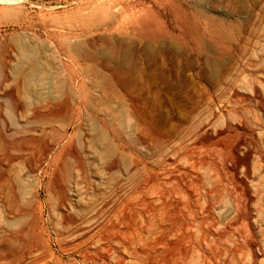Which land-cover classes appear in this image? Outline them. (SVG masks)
<instances>
[{
	"label": "rangeland",
	"instance_id": "rangeland-1",
	"mask_svg": "<svg viewBox=\"0 0 264 264\" xmlns=\"http://www.w3.org/2000/svg\"><path fill=\"white\" fill-rule=\"evenodd\" d=\"M138 1L139 0H0V52L2 54L9 53L10 59L13 61L5 64L6 71H9L5 72L6 81H4V78L0 75V116L3 117H0V120L4 119L7 122V119L11 117V119H14V122L16 121L14 123L15 125L7 122L8 127H3L2 120L0 121V133L4 134L1 136L7 141H4L3 144L0 145V188H2L0 189V230L8 229L20 232L24 229L26 224L24 223L25 221H21L22 219L24 220L21 216L24 211L23 209H25L26 201L29 198L33 199L32 195L36 191V187L32 186L35 183L34 180L42 179L47 181L54 180L55 178L58 179V177L59 179L61 178L65 180L76 178V172L74 170L68 171V168H66L62 171L60 169L59 161L62 159H60L59 153L65 151L60 143V137L63 132H71L68 124L70 121H73L71 125L76 124L75 117L78 112H81L80 115L85 113L81 115L82 117L89 116V121H94L96 118L98 120H103L106 127L111 124L114 125L116 122V135L118 136L121 133L122 138L121 136H118V138L120 137L121 140L124 139L122 140L124 142L121 141L122 144L120 142L122 150L119 149L118 152L123 151L124 154L126 153V155H130L128 163L137 160L139 163L138 166H141V169L137 167L138 171L136 170V173L133 171L128 174L122 172L120 178L135 177L138 179L141 176V178H143L146 174L148 176V174H153V171L159 172L162 168L168 167L166 170L169 172V176L180 177L181 175H184L186 183H189L188 185L192 186L193 189L198 188V190L201 191V195L203 194L202 196H204L205 191L208 189L206 193L210 197L208 196V198H206L204 196L201 198V207H205L206 201L212 203L210 200L213 199L211 198L212 192L214 191L215 193L220 190L224 192L221 194L219 191L218 193L220 195L216 194L224 196V198L221 197L223 201L219 204L223 208L222 211H226L228 202L226 204L225 202L228 201V198L226 200V197L223 194L229 192V187H234L232 184L235 183V180L232 179L231 176L228 177L229 170L227 168L225 170L221 169V166L222 168H225V165L223 164L224 161H222L224 159L223 157L228 156L230 148L235 142H237L238 138L230 136L231 138L228 137L224 139L222 138L223 134L209 136V134L205 132L206 128H210V131H214L224 127L225 113L228 109V111L231 112V115L233 114L230 119L233 117L232 120L240 118L241 121H244L242 123L247 125L245 128H248V126L251 128H246V131L243 130L241 131L242 133L240 132L241 136L243 135L241 137L239 134V140H241L237 147L240 149L238 150L240 156L231 154L232 161L235 162L237 160H242L246 154L244 149H251L249 151L250 157L247 158V162L250 164L248 165L250 167L253 166V164H255L254 166H262L263 169L261 171L264 172V115L261 114L264 113V102L262 104L263 108H257L254 107V105H251L252 108H249L245 105V107L249 109V111H246L248 109L244 107L243 103L239 105L240 103L235 102L236 104H234V101H232V104L229 102V99L221 96L216 89L214 91L215 86L218 85V81L215 78L212 79L208 76H203L201 79H196L193 76L192 71L195 66V57L198 56V59L202 60L206 57L205 51H254L259 52L258 54H264V32L257 27H262V25H259V22L264 19V7L261 8V6H264V0H144L143 5H138ZM255 6L257 7L255 11L249 9H252ZM147 10H150L151 14H148L149 11ZM131 12L133 15L130 14ZM252 12H255V15ZM152 14H154L155 17ZM149 15L151 16L149 17ZM251 15L253 16L252 18L249 17ZM123 16L126 17L124 21L122 20ZM262 22L264 23V20ZM220 23L224 27L229 28V31L231 32L225 36L215 32V28L212 27H214L215 24ZM241 25L249 28H254L253 26H255V29L258 28L256 30H260L261 32L256 31L257 35L251 34L250 36V34H245L242 31ZM15 37H20L23 42L25 41L24 43H26V46H28L31 51H35L37 55L42 52L39 55L40 59L49 56V64L45 63L41 68V73L45 76L44 80L42 82H36L33 85V104H30L27 100L21 97L19 82H11L12 78H15L16 76L13 72L14 65L15 63H18L16 50L12 44ZM75 44L78 46L81 44L82 48L86 47L85 49L97 58L101 64V67L100 65L98 67L99 71L102 72L101 74L107 73L102 76L108 77V75H110L109 79L113 81L114 90L117 91L116 94L113 96H107L103 93L101 95L99 91L102 92L105 88L93 87L87 81L85 84L86 88L81 90L80 95L79 93L75 95L72 85L73 82L71 84L69 75H67L65 71L66 68L63 67L60 59L57 61L58 57L55 53L57 51H63L62 48L69 45L76 46ZM3 48H5V51ZM15 58L17 59V62ZM62 61L64 60L62 59ZM224 63L226 64V61L222 62V64ZM71 69L75 71L74 67ZM117 72L125 73V79H120L122 82L119 81V78L117 77L119 73ZM260 76H262V74H260ZM59 77L60 80H58ZM88 84L89 86H87ZM121 85H124L128 89L129 98H125L123 95L121 96ZM180 87L186 91V97L180 93ZM11 88L14 91V95L16 94L13 96L14 98L7 96V92H9ZM200 88L207 92H202V94L199 93L198 89ZM154 90L159 91L161 98L160 106H158V108L153 111V114L150 115V112L145 110L146 105L144 103L147 102V106L150 107L152 92ZM239 91L242 92L240 89ZM87 92L88 95L86 94ZM89 93L92 95L89 96ZM214 93H216L217 96ZM11 102H17V104H19L22 112L19 110L18 112L21 115H14L11 108ZM194 107L196 109H193ZM217 108H220L219 112ZM250 109H252L253 112ZM209 110L210 112L213 111V116L215 114L214 117H211L212 114ZM235 110L237 111V114L240 113L238 114L239 117H235V115H237ZM241 110L242 112L244 111V113H242ZM244 115L245 117H243ZM31 116L51 119L52 122L50 123H53V125H50V123L49 125L42 124L41 126H38L39 128L33 126L29 121ZM150 116H153V126L148 121L150 120L151 122ZM113 117H115L116 120ZM140 117H144L145 119ZM65 118L69 119V121H63ZM141 120L145 122L148 121L147 123L150 125L146 127L145 132H140L138 128L140 123H142ZM25 122L30 124L28 125ZM9 124L12 126L9 127ZM107 129H109V127H107ZM38 130L42 131V133ZM101 131L105 132L102 128ZM119 131L121 132L119 133ZM31 132H34V134L32 133L34 136L31 135ZM85 132L87 140L91 138L98 140V135H96L98 132L97 129L90 128L85 130ZM153 132L160 137L158 143L153 140ZM37 135H39L40 138H38ZM106 135L108 134L106 133ZM262 135L263 139L260 140ZM31 136L32 138L34 137V142L31 140L32 138H29ZM107 137H109V135ZM139 138H144L146 141L141 142L138 140ZM37 139L40 140L38 141ZM91 141L92 140L89 141L90 143L87 141V143L85 142V153L81 152L82 148L77 144L76 139L72 141V146L76 152H78L81 159H83L85 173L88 175L87 177L90 176L89 179L109 180L110 172L107 170L108 161L101 157V152L104 150L102 147L105 144H103L101 139H99V142L102 143V145L98 141L97 143H91ZM247 141L250 142L252 148ZM24 142H27V145ZM30 143L34 144L30 145ZM91 144H94L95 146L93 145L94 147H92ZM246 145L249 146L246 148ZM239 146L241 147L239 148ZM50 147L51 151L48 152L46 157H44L45 155L43 153L45 152L42 149ZM132 149L134 151H132ZM257 153L262 154V157H259ZM235 155L238 158L235 157ZM234 157L237 160H234ZM254 157L257 159L255 160ZM88 161L91 162L89 167L85 166L86 164H89L87 163ZM206 163H209V165ZM62 164L65 167L70 166V164L65 162H62ZM142 166L146 168V171L143 170L145 173L142 171ZM200 167L202 169H207L205 172L207 173L208 171L210 177L208 173L203 174L204 170L202 171ZM206 167H213L214 169L218 168V171L222 174H220L221 178L219 175L215 177L216 173L212 171L213 168L209 171V168ZM86 168L89 170H86ZM194 168H196V171H193L195 170ZM150 170L152 171L150 172ZM238 170L241 171L239 168ZM44 171H46V173H44ZM261 171L257 174V177H253L252 180L254 181L255 179V181L250 184L252 190L254 188L256 195L258 196V198H256L257 196L255 195L252 203L254 209H256H252L253 205L252 207L250 206V212L252 215L250 216L255 220L257 217L259 219L264 218V180L260 179L258 181L259 176L263 173ZM213 173L214 177L212 176ZM237 173L240 174V172ZM187 174L189 175L187 176ZM194 174L197 175L200 180L196 178ZM263 176L264 173L260 178ZM207 177L210 181L207 180ZM204 178L209 185L204 181ZM211 178H213L212 181H214V179L216 182L219 180V183L217 182V185L213 186L212 184L216 182H212ZM201 181L206 185L202 186ZM255 182L259 183L253 186L252 184ZM229 183H231V186ZM219 186H222V189H220ZM215 187L216 189H219L215 191ZM257 187L259 190H256ZM210 188H214L212 192V189ZM6 194L9 198L12 195L13 199L12 196L11 199L13 201L7 199L8 196ZM259 194H261V196H259ZM68 197L75 199L72 195ZM202 200H206L203 202L204 204H202ZM11 202H15L14 204H16L13 205L14 214L9 213L8 210V206H10ZM7 204L9 205L7 206ZM241 207H243V209L240 208V216H243L246 211L244 206ZM214 208L215 206L213 207L211 215L213 216L212 224L214 223L213 225L215 226L209 225L210 223L208 220H203V225L200 229L202 239L200 238L201 247H199L198 250L199 262H202L201 264L250 263L251 250L244 238V235L246 236L245 232L247 231V233H249V229L248 227H243L247 226V224L243 220L235 221L237 223L236 225L233 220H230V224L227 223L228 220L225 222L227 224L224 222L222 223L219 218L220 216L218 217V212L215 211L216 208ZM222 211H219V213ZM252 211L259 214H254ZM15 214L17 216H15ZM37 215V211H34V216L37 217ZM220 215L223 214L220 213ZM48 216L49 211L44 210L43 220H46ZM242 221L245 225L242 224ZM240 227H243L244 229ZM241 232L244 233L243 236ZM200 234L199 236H201ZM254 235L253 237L255 240L257 239L258 247L264 250V247H262L263 241H260L262 238V240H264V231H262L261 234L256 232ZM33 237L34 236H32L30 247L35 250V237ZM53 249H56V247H53ZM163 258L164 254L159 257L153 256L152 258L145 260L156 263ZM123 259L126 262H130V259L127 256L123 255Z\"/></svg>",
	"mask_w": 264,
	"mask_h": 264
},
{
	"label": "bare ground",
	"instance_id": "bare-ground-1",
	"mask_svg": "<svg viewBox=\"0 0 264 264\" xmlns=\"http://www.w3.org/2000/svg\"><path fill=\"white\" fill-rule=\"evenodd\" d=\"M143 1L144 0H139L138 5H143V3H144ZM257 4H256V6H257ZM262 4H263V2H262ZM153 5L155 6L154 3H153ZM172 5H174V4H172ZM256 6L253 7L252 9L251 8H249V9L255 11V9L257 8ZM132 7H134V6H132ZM262 7H264V6H261V8ZM145 8H147V7H145ZM259 8H260V6H259ZM147 11H149L148 14H151L150 10H147ZM263 12H264V9H263ZM256 13H257V11H256ZM130 14L133 15L132 12ZM253 14L255 15V12ZM152 15H154V14H152ZM252 15L249 17L252 18L254 16V15L253 16ZM150 16L151 15H149V17ZM154 17H155V15H154ZM263 17H264V13H263ZM152 18H150V19H152ZM125 19H126V17L123 16L122 20L124 21ZM210 19H212V18H210ZM224 19H226V18H224ZM263 20L264 19H262L261 22H259L260 24L258 23L259 25H262V27L261 26H257V27H259L264 32V23L262 22ZM215 22H216V20H215ZM226 26H228V25H226ZM250 27H252V26H250ZM253 27L254 28L242 26V31L245 34H248V35L250 34V36H251V34L257 35L256 29H258V28L255 29V26H253ZM212 28H215L214 29V30H216L215 32H217L223 36H225L229 32H231V31H229V28L224 27L221 23L215 24L214 27H212ZM259 31L260 30H258L257 32H259ZM237 32H239V31H237ZM244 33H243V35H244ZM107 39H109V38H107ZM24 42L22 41V39L20 37L19 38L15 37L13 39V43L11 40V43L15 47L16 55L18 58V63H15V65H14L15 67L13 68V72L16 74V76H15V78L14 77L12 78L11 82L12 83L15 81L19 82V86H20L19 88L21 89V97H23L25 100H27L30 104H33L32 103L33 102V100H32L33 85L36 82H40V81L42 82L44 80L45 76L41 73V68H42L43 64L48 63V57L49 56L48 57L46 56L45 58L40 59L39 55L42 52L40 53L38 51L40 54L37 55L36 52L31 51L29 49V47L26 46V43H24ZM75 45L76 46H70L69 45L67 47L62 48L63 51L55 52L57 54V57H58L57 61H59V59H60L63 67L66 68L65 71H66L67 75H69V80H70L71 84L73 82L72 85H73V88L75 91V95L78 93L80 95L81 90L86 88L85 84L87 83V81L93 87L105 88L102 92L98 90L101 95L103 93L107 96H113L114 94H116L117 91L114 90V85L112 83L113 81H111V79H109L110 75H108V77L106 76L107 77L106 78L105 76H102V75H106L107 73L101 74L102 72L99 71L98 67H99V65L101 67V64L99 63L97 58L95 56L91 55L87 51V49H85L86 47L82 48L81 44H80V46H78L77 44H75ZM122 45H124V44H122ZM112 48H110V49H112ZM3 50L5 51V48H3ZM108 51H110V50H108ZM122 51H124V50H122ZM205 52H206L205 53L206 57L203 58L202 60L198 59V56H196L197 54L195 55L196 56L195 57V66L193 67L192 71H193V76L196 79H201L203 76L204 77L208 76L209 78H212V79L215 78L218 81V85L215 86L214 91L216 89V91H218L221 96H224L227 99H229V102L232 103V101H234L233 102L234 104H236L235 102H238V103H240L239 105H241V103H243L244 107L246 105V107H249V108H252L251 105H254V107H257V108H259V107L263 108L262 104L264 102V54H258L259 52H254V51H252V52L251 51H242V52L241 51L240 52H238V51L237 52H232V51H205ZM200 55H201V53H200ZM41 57H43V56H41ZM120 57H122V56H120ZM62 59L64 61H62ZM51 61H52V59H51ZM223 61L224 62L226 61V64L224 63L225 65L222 64ZM8 62H13L10 59L9 53L8 54H2L1 53V55H0V72H1V74L0 75L4 78V81H6V75H5L6 73L5 72L8 71V70L6 71L5 64ZM16 62H17V59H16ZM73 67H74L75 71L73 69H71ZM111 73H113V72H111ZM114 73H116V72H114ZM117 73H119V72H117ZM260 74H262L263 77L260 76ZM117 77L119 78V81H121L120 79L124 80L125 79V73L120 72ZM117 77H116V79H117ZM58 80H60V77ZM89 84L87 86H89ZM240 84H242V85H240ZM121 87H122L121 92L120 91H118V92H120L121 96L123 95V97L129 98L128 89L124 85H121ZM211 87H208V88H211ZM239 89L242 92H240ZM117 90H119V89H117ZM198 90H199L198 92L201 94H202V92H205V93L207 92L205 90H202V88H200ZM180 93L184 97L187 96L186 91L181 89V87H180ZM86 94L88 95V92ZM214 94H216V93H214ZM15 95H14V91L12 88L10 89L9 92H7L8 97L14 98L13 96H15ZM90 95H92V94L89 93V96ZM216 96H217V94H216ZM216 96H214V97H216ZM17 97H18V95H17ZM160 99L161 98H160L159 91L154 90L152 92L150 107L147 106V102L145 101L146 102V103H144L146 105L145 110L147 112H150V115H152L153 111L156 108H158V106H160ZM208 103H209V101H208ZM11 106H12L11 108L13 110L14 115H21V114H19L18 110L21 111L22 109L19 106V104H17V102H11ZM193 109H196V108L194 107ZM246 109H248V108H246ZM210 110H209V112H210ZM219 110H220V108L218 109V112H219ZM230 110H231V108H230ZM236 110H235V112L237 114ZM250 110H252V109H250ZM227 111L225 113L226 117H225V121H224V127L220 128L218 130H214V131H210V128L205 129V132L207 134H209V136H211V135H222L223 134V137L222 136L221 137L224 139L228 138V137L231 138L233 136L238 138L237 142H235V144L230 148V153L228 151V153L230 155L227 153L228 156L223 157L224 159L222 161H224L223 164L225 165V168H222V166H221V169L225 170L227 168L229 170L228 171L229 172L228 177L231 176V178L235 180V183L232 184V185H234V187H232L231 183H229L230 186L232 187V189H231V187H229L230 190L227 188L229 192H226V194L225 193L223 194V195H225L226 200L228 198V201L225 202V204L228 202L226 211H222L223 208L219 204L221 201H223L221 199V197L224 198V196H219L220 194L218 192L220 190L214 193V191H213L214 188L213 189L210 188V189H212L211 192L213 191L212 195H211V198H213V199H210L212 201V203L204 200V201H206L205 202L206 205H205V207H201L202 206V205H200L201 198H203L204 196L206 198H208V196H209L206 193V191L208 190L207 189L208 186L206 187L207 190L205 191L204 196H202L203 194L201 195V193H200L201 191H199L198 188L193 189L192 186L188 185L189 183L188 184L186 183V181H185L186 179L184 180V175L180 174L181 175L180 177L169 176L170 174L168 175L169 172L166 170L168 167L162 168L161 171H159L157 169L159 172L153 171L152 172L153 174H150V175L148 174V176L146 174V176L143 178H141L142 177L141 175H140L141 177L139 176L140 178H138V179L135 177L134 178H129V177L120 178V174L122 172L128 174V173H131L133 171L136 173L137 167L140 168L141 166H138L139 163L137 162V160H133V161L131 160L132 162H129L130 163V165H129L128 159H130V155H126V153L124 154L123 151L118 152L119 149L122 150L120 142L124 139L121 140L120 137L118 138V136H121V138H122V134L120 133L121 131H119L120 135H118V136L116 135L117 134V131L115 128L116 122L114 123V125L108 122L111 125L107 126V127H109V129H107L103 120H100V119L98 120L96 118V119H94V121H91V120L89 121V119H88L89 116L88 117L87 116L82 117L81 115L85 114V113H82L80 115L81 112L80 113L78 112L77 116L75 117L76 124L71 125L73 121L72 122L70 121V123L68 124L70 126L71 132H69V133L63 132V134L60 137V143L62 144V148L65 151H61L59 153L60 159L63 160V161L62 160L59 161L60 169L62 171L66 168H68V171L74 170L76 172V178H73L70 180H65V179H61V178L59 179V177H58V179L53 178L54 180H47V181H44L42 179H38L36 181L34 180L35 183L32 186L36 187V191H35V193L33 191V193H34L32 195L33 199L29 198L26 201L25 209H23L24 211L22 212V216H21L22 218H24V220L22 219L21 221H25L24 223L26 224V226H24V229H22V231H20V232H15V230L12 231V230H8V229H3V230L1 229L0 230V264L1 263L2 264H107V263H112V264H201L202 262L201 263L199 262V255H198L199 247H201L200 238L202 237V235L200 234V229L202 228L203 220L204 221L208 220L210 224L208 222L207 223L209 225L214 224V223L212 224L213 216L211 215L214 206L216 208L215 211L218 212L217 213L218 217L220 216L219 218L222 221V223L223 222L225 223L226 220H228L227 223H229L230 220L231 221L233 220L234 224L236 225L237 223L235 221H239V220L245 221L247 226H243V227H248L249 233H247V231H246L245 232L246 236L244 235V238H245V242L247 243L248 247L251 250L250 251L251 261L248 264H264V250H262V248L258 247L259 245L256 241L257 239L255 240V238L253 237L254 233L259 232V234H261V232L264 231V218L259 219L257 217L258 219L256 218V220H255L254 218L251 217L252 215L250 212L251 211L250 208L253 205L252 203H253L254 197L256 195L254 188L252 190L250 184L255 181V179H254V181L252 180L253 177L254 176L257 177V174H259L263 168H262V166H259V165L254 166L255 164H253V166H251V167L249 166L250 164L247 162L248 161L247 158L250 157L249 151L251 149L250 150L244 149L246 154H245L244 158L242 157L243 158L242 160H237L235 158L238 155L240 156V154H238V152H239L238 150H240V149L237 148L238 144H240V140H241V139L239 140V137L241 136L240 132L245 130L247 128V127L245 128V126H247V125L246 124L244 125L242 123L244 121L243 120L241 121L240 118L232 120L234 118L233 117L230 119V117H232L233 114L231 115V112L230 111L227 112ZM246 111H249V109ZM246 111H245V113H246ZM262 111H263V109H262ZM241 112H242V110H241ZM252 112H253V110H252ZM31 113H29V114H31ZM210 113L212 114V115L210 114L211 117L215 116V114L213 116V111H211ZM242 113H244V111ZM238 114H240V113H238ZM238 114L237 115L234 114L235 117L238 116ZM261 114L264 115V113H261ZM86 115H88V114H86ZM255 115H257V114H255ZM222 116H224V115H222ZM247 116H248V114H247ZM14 117H16V116H14ZM184 117H185V115H184ZM184 117H182V118H184ZM243 117H245V115ZM1 118H3V117H1ZM113 118L116 120L115 117H113ZM140 118L143 119L144 117H140ZM150 118H151V122H150V120H148V121L153 126V123H154L153 122V116H150ZM46 119L39 117V116L38 117L37 116H31L29 121L31 124H33V126L38 127V126H41L42 124H48L49 125V123L52 122L51 119H47V120ZM1 120L0 121L2 122L3 127H8L7 122L11 123V124H14L16 122V121L14 122V119L13 118L11 119V117L7 119V122L4 119H1ZM65 120L69 121V119H66V118L63 119V121H65ZM147 122L142 121V123H140V125L138 124L139 125L138 128H139L140 132H145L146 127L149 125ZM25 123H27V122H25ZM50 125H53V123L52 124L50 123ZM10 126H12V125L9 124V127ZM30 126H32V125H30ZM90 128L91 129L92 128L97 129L98 132L96 135H98V138L97 137L96 138L98 140H96L95 138H91L88 140L86 139L87 135H86L85 130L90 129ZM101 128L105 132L101 131ZM120 128H118V129H120ZM248 128H250V127L248 126ZM34 130H31V131H34ZM38 131L40 133H42V131H40V130H38ZM32 133L34 134V132H31V135H33ZM35 133H37V132H35ZM43 133H45V132H43ZM103 133H105V134H103ZM106 133L109 135V137H107L108 135H106ZM239 134H240V136H239ZM1 135H4V134L0 133V145L3 144L4 141L7 142L6 140H4L3 136H1ZM39 135H37L38 138H40ZM252 136H253V134H252ZM152 137H153L154 141H157L156 143L159 142L160 137L158 134L153 132ZM29 138L31 139L32 136ZM33 138L31 139L32 141H33ZM74 139H76L77 144H79V146L82 148V149L80 148L82 153H85V149H86L85 142L86 141L88 143H90L89 142L90 140H92L91 143L92 142L97 143V141L99 142V139H101L103 141V144H105V145H103V147H102V149H104V150L101 152V155H102L101 157L105 158L106 161H108L107 170L110 172V177H109L110 179L109 180H99V179L93 180V179H89L90 176L87 177L88 175L85 173L84 162L82 161L83 159H81L78 152H76V150L72 146V143H73L72 141ZM251 139H250V141H251ZM262 139H263V135H262V138H260V140H262ZM138 140L141 142L146 141L144 138H139ZM25 141H27V140H25ZM122 142H124V141H122ZM122 142H121V144H122ZM24 143L26 144L27 142H24ZM244 143H246V142H244ZM33 144L30 143V145H33ZM100 144L102 145V143H100ZM248 144H250V142H248ZM91 145H92V147L95 146L94 144H91ZM244 146H242V147H244ZM247 146H249V145H246V148H247ZM89 147H90V144H89ZM126 147H128V146H126ZM240 147L241 146H239V148ZM129 148H130V146H129ZM251 148H252V145H251ZM42 150L45 152V153L42 152L45 155L44 157H46L48 152L51 151V147L50 148H43ZM126 150H127V148H126ZM129 151H131V150H129ZM132 151H134V150L132 149ZM242 151H243V149H242ZM231 154L237 155V156L235 155V157H234V160L236 159L237 161H235V162L232 161V159H231L232 155ZM257 154L259 157H262V154H260V153H257ZM242 156H244V155H242ZM131 159H132V157H131ZM134 159H136V158H134ZM254 159H255V157H254ZM259 160H260V158H259ZM90 161H88L87 163H89V164H86L85 166L89 167V165L91 164ZM222 161H220V162H222ZM62 162L68 163V164H70V166L65 167L62 164ZM207 162H209V161H207ZM127 163H128V165H127ZM201 163L203 164L202 161H201ZM217 164H219V163H217ZM207 165H209V163ZM220 165H221V163H220ZM36 166H34V167H36ZM203 166H204V164H203ZM215 166H216V164H215ZM30 167H32V166H30ZM218 167H220V166H218ZM142 168H143L142 171L146 169L143 166H142ZM206 168H209V171H210V169H212L213 167L212 168L206 167ZM238 168L241 169V171H239ZM87 169L88 168H86V170ZM194 169L195 170H193V171H196V168H194ZM200 169H202V168L200 167ZM148 170H147V172H148ZM203 170H204L203 174H205L206 173L205 170H207V169H202V171ZM65 171H67V170H65ZM151 171L152 170H150V172ZM212 171L216 173L215 177H217V175L220 176V174H221L218 171V168L217 169L213 168ZM33 172H34V170H33ZM174 172H176V171H174ZM218 172H219V174H218ZM237 172H240V174ZM261 172H263V171H261ZM44 173H46V171H44ZM144 173H143V175H144ZM187 173H190V172H187ZM193 173H196V172H193ZM207 173H208V171H207ZM88 174H89V171H88ZM137 174H138V172H137ZM262 174H261V176H262ZM188 175L189 174H187V176ZM213 175H214V173L212 174V176ZM195 176H196V178H198L197 175H195ZM199 176H201V175H199ZM203 176H205V175H203ZM206 176H208V175H206ZM225 176H227V175H225ZM261 176H259L258 181L260 179L264 180V176L262 178H260ZM209 177H210V174H209ZM223 177H224V173H223ZM220 178H221V176H220ZM189 179H190V177H189ZM198 179L200 180V178H198ZM201 179H202V177H201ZM212 179L213 178H211V181H212ZM227 179H229V178H227ZM207 180H208V177H207ZM4 181H6V180H4ZM204 181H205V178H204ZM208 181H210V180H208ZM218 181L219 180H217V182ZM256 181H257V179H256ZM189 182H190V180H189ZM212 182H216L215 179ZM217 182L212 184V185L216 186ZM31 183H32V181H31ZM195 183H196V181H195ZM206 183L208 184V182H206ZM258 183L255 182L252 185L255 186ZM201 185L204 186L206 184L205 183L203 184V182H202ZM263 185H264V183H263ZM263 185H261V186H263ZM194 187H195V185H194ZM209 187H212V186H209ZM221 187H220V189H222ZM0 189H2V188H0ZM217 189H219V188H217ZM217 189L215 187L214 190L216 191ZM257 189H258V187L256 188V190ZM225 190H226V188H225ZM222 192H224V191H220L221 194H222ZM216 193L219 195H217ZM71 195L73 197H75V199H71L68 197ZM11 196H10V198L8 196L7 199L12 200L13 196H12V199H11ZM259 196H261V194H259ZM256 198H258V196ZM256 198H255V200H256ZM263 200H264V198H263ZM204 201L202 200V204H204L203 203ZM224 201H225V199H224ZM7 202H8V200H7ZM14 203L11 202L10 206H8L9 204H7V206L9 207V209H8L9 213H11V214L15 213L13 210L14 209L13 205H16V204H14ZM35 206H36V208H35ZM222 206H224V205H222ZM241 206H244L245 211L247 212V213L245 212L246 214L244 213L243 216H240L241 215L240 208L243 209V207H241ZM218 207H219V209H218ZM203 208H205V209H203ZM259 208H260V206H259ZM217 209H218V211H217ZM252 209H254V205H253ZM16 210H17V207H16ZM44 210L49 211V216L46 218V220H43ZM34 211H37V214H38L37 217L34 216ZM219 211H222L220 213L223 215H220ZM243 212H244V210H243ZM16 214H15V216H17ZM254 214H257V213H254ZM261 216H263V215H261ZM16 221H17V219H16ZM243 221H242V224L245 225V223H243ZM227 223H225V224H227ZM231 223H233V222H231ZM213 226H215V225H213ZM229 226H231V225H229ZM7 227H9V226H7ZM224 227H226V226H224ZM243 227H240V228H243ZM10 228H11V225H10ZM207 228H208V226H207ZM224 233H226V232H224ZM199 234L201 236H199ZM243 234L244 233H242V236H243ZM222 235H223V233H222ZM32 236L35 237V242H34L35 243V250L31 249V247H30V244L32 241ZM254 236H256V235H254ZM222 237H224V236H222ZM262 239L260 241H263L262 247H264V240H262ZM53 247H56V249H53ZM162 254H164V258L159 262L153 263L152 261L145 260V259H150L153 256L159 257ZM123 255L127 256L130 259V262H126L123 259ZM142 261H144V262L141 263Z\"/></svg>",
	"mask_w": 264,
	"mask_h": 264
}]
</instances>
